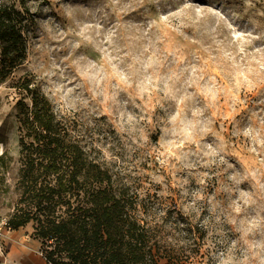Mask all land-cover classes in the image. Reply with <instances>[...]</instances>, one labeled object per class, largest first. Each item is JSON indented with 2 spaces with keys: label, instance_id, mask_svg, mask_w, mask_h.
<instances>
[{
  "label": "rangeland",
  "instance_id": "1",
  "mask_svg": "<svg viewBox=\"0 0 264 264\" xmlns=\"http://www.w3.org/2000/svg\"><path fill=\"white\" fill-rule=\"evenodd\" d=\"M27 5L26 57L0 83V264H47L32 223L6 226L25 77L178 264H264V0Z\"/></svg>",
  "mask_w": 264,
  "mask_h": 264
},
{
  "label": "trees",
  "instance_id": "2",
  "mask_svg": "<svg viewBox=\"0 0 264 264\" xmlns=\"http://www.w3.org/2000/svg\"><path fill=\"white\" fill-rule=\"evenodd\" d=\"M0 0V83L26 57L24 32L32 17ZM30 99L17 104L19 168L15 201L6 222L17 230L32 223V236L48 264H178L158 235L143 221L127 189L83 146L71 124L23 78Z\"/></svg>",
  "mask_w": 264,
  "mask_h": 264
},
{
  "label": "clouds",
  "instance_id": "3",
  "mask_svg": "<svg viewBox=\"0 0 264 264\" xmlns=\"http://www.w3.org/2000/svg\"><path fill=\"white\" fill-rule=\"evenodd\" d=\"M199 11V10H198ZM168 17H162V19H167ZM112 35L113 34H110L108 37H107V41L110 43L111 42V39H112ZM150 66V64L149 65H146L145 67H149ZM182 102V101H181ZM176 120V117H172V121L174 122ZM237 212L240 210L239 208H236L235 209ZM222 264H230V262H222Z\"/></svg>",
  "mask_w": 264,
  "mask_h": 264
},
{
  "label": "crops",
  "instance_id": "4",
  "mask_svg": "<svg viewBox=\"0 0 264 264\" xmlns=\"http://www.w3.org/2000/svg\"><path fill=\"white\" fill-rule=\"evenodd\" d=\"M43 257V256H42ZM44 259V258H43ZM45 260V259H44ZM46 262V261H45ZM47 263V262H46ZM48 264V263H47Z\"/></svg>",
  "mask_w": 264,
  "mask_h": 264
}]
</instances>
